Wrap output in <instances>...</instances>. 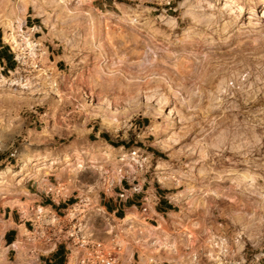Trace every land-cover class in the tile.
Masks as SVG:
<instances>
[{"label": "rangeland", "instance_id": "rangeland-1", "mask_svg": "<svg viewBox=\"0 0 264 264\" xmlns=\"http://www.w3.org/2000/svg\"><path fill=\"white\" fill-rule=\"evenodd\" d=\"M118 1L126 4L98 9L94 0H0V35L8 41V25L29 13L24 30L46 50L37 85L17 87L7 71L0 75V210L15 202L26 171L47 158L46 174L54 170L61 181L73 174L68 163L109 148L104 173L94 170L108 189L107 181L119 178L115 163L123 157L131 166L129 148H146L144 140L159 149H147L159 165L152 177L183 199L162 227L181 254L171 263L189 264L204 252L208 228L232 241L242 235L249 254L264 251V0ZM47 46L55 56L49 58ZM108 134L129 143L112 147L103 139ZM28 159L33 163L24 167ZM89 201L70 207L45 238L75 244L69 235ZM176 220L184 225L174 226ZM3 228L0 264L26 263L25 249L8 257ZM130 231L134 247L128 240L115 264H126L131 250L142 264L136 242L145 230ZM87 240L115 252L104 238ZM32 254L28 264H39Z\"/></svg>", "mask_w": 264, "mask_h": 264}, {"label": "crops", "instance_id": "crops-1", "mask_svg": "<svg viewBox=\"0 0 264 264\" xmlns=\"http://www.w3.org/2000/svg\"><path fill=\"white\" fill-rule=\"evenodd\" d=\"M94 3L98 9L104 6L108 7L109 5L119 7L122 4H126L118 0H94ZM28 15L29 13L24 18L26 24L28 23ZM34 26L37 27L36 24ZM6 41L5 36L0 35V69H13L16 66V61L14 60L13 51ZM47 47L50 52L49 58H51V54L55 56V53L51 52V47ZM103 139L104 142L112 147L125 146L129 143V141L120 143L119 141L122 139H115L109 134L103 137ZM141 142L142 146L147 145V149L153 148L151 151L153 153L156 152L155 150H159L152 143H146L144 140ZM134 143H138V141L135 140ZM79 160L77 159L75 164H67V168L72 167L71 171L73 174H69L68 177H65L61 181L58 180V177L59 179H63L61 178L62 176L57 177V175H54L57 174L54 170L50 171V175L46 174L48 172V165L42 167V169H38L39 166H33L31 170L27 171L25 169L28 174L25 175L23 185L20 187L21 189L16 193L15 202L7 203L0 210V224L4 226L1 242L7 248L9 258L17 257L18 251L21 248L25 249L28 254L27 261L24 264L30 263V259L33 256L32 253L34 252H37L38 255L36 259L41 261L39 264H78L76 263L78 255L83 253L84 250H74L73 246L75 244L69 241L70 238L69 240L61 237L45 238L44 231L51 226L50 228L56 232L58 222L61 218H65L68 215L70 207L80 202L88 201L91 198L93 201H89L87 204L91 205V207L87 215L84 216L82 225L80 226L82 238H104L110 244V247L112 246V248L114 247L118 251V256L122 253L119 250H122V248L128 249V240L131 241L134 247V237L136 236L130 229L131 226H141V219L152 217L156 220L157 224H160V227H166V214L172 216V218H176L175 214L178 213L179 203L174 201V195L164 190L163 186H156V177H148L150 186L156 188L158 194L156 203L151 205L149 212L145 214L141 211L143 193L133 194L127 200H120L118 193L122 184L114 189H107L96 172L98 171L100 174H103L106 165L99 168L90 159L88 161L84 160L83 166L77 169L76 164ZM61 183L67 186V193L64 192V187H60ZM141 184L145 188L148 186L145 179L141 181ZM84 195H86V198L82 199L81 197ZM127 219L128 221L125 223ZM36 220H39V225H37ZM183 225V222L174 221V226L180 227ZM70 228H72L71 225ZM118 231L120 232L117 233ZM16 264H23V261L18 259ZM126 264H137L136 253H133V250L130 251L129 260ZM155 264L176 263L163 260Z\"/></svg>", "mask_w": 264, "mask_h": 264}, {"label": "built area", "instance_id": "built-area-1", "mask_svg": "<svg viewBox=\"0 0 264 264\" xmlns=\"http://www.w3.org/2000/svg\"><path fill=\"white\" fill-rule=\"evenodd\" d=\"M37 32H34V36ZM36 44V49L31 51L26 48L24 50H16L11 42L6 41L10 49L14 53V60L16 61V66L13 69H0V75H3L4 71L9 74L8 78L13 79L12 84L14 86L20 87L22 83L27 82L31 87L37 85L39 81V72L41 75H45L42 67L43 56L46 54V50L43 49L44 44L38 40L32 39ZM1 149V147H0ZM16 152V151H15ZM128 154L131 156L130 162L131 166L127 165L126 160L121 157L119 163V174L120 178H114L113 180L107 181L109 184V189H114L122 184V187L118 193V198L120 200H127L133 194L143 193V202L141 206V211L145 214L149 212L151 205L156 203L157 200V190L150 186L148 182L149 178L156 173L159 165L156 163L152 164L151 158L154 159L151 152L147 148L141 146L133 145L129 148ZM12 156L15 153H11ZM110 173V169H107L105 175ZM153 178V177H152ZM158 178V177H157ZM145 179L148 186L145 188L141 181ZM106 181V180H105ZM158 184L161 186V181L158 178ZM151 188V189H150ZM169 188V187H168ZM164 187V189H168ZM170 189H168V192ZM172 193V192H171ZM174 195V194H173ZM179 198H173L175 202L179 203L178 211H181V202ZM264 200V197L262 198ZM189 200L183 203L185 211L190 209L188 204ZM187 214H193L188 211ZM73 220L78 221L77 218ZM151 223L155 224L156 220L154 218L148 219ZM80 224L75 225V232L70 236L74 238L75 245L79 247L86 248L88 252L82 253L78 257V264H115L117 255L114 251H106L103 247L101 241L93 242L91 240L80 239ZM222 225V224H221ZM208 245L204 252L200 254L192 255L191 263L189 264H200L201 261H206L207 264H264V251L259 253L249 254L246 251L247 242H242V235L234 238L233 241L224 234V232H214L213 229L208 228L206 232ZM194 261V263H192Z\"/></svg>", "mask_w": 264, "mask_h": 264}, {"label": "bare ground", "instance_id": "bare-ground-1", "mask_svg": "<svg viewBox=\"0 0 264 264\" xmlns=\"http://www.w3.org/2000/svg\"><path fill=\"white\" fill-rule=\"evenodd\" d=\"M109 13H112V12H109ZM109 13H108V15H110ZM24 23L25 22H24L23 17H19L16 22L10 23L7 27V39L9 42H12V44L15 45V46L13 45L14 48L15 47L18 48V49L15 48L16 50H24L25 48H30L31 50H33L35 48V43L31 40L30 34L25 32ZM9 80L11 82H13V79L9 78ZM23 84L24 83H22V86H24ZM22 86H20V87H22ZM89 155H90V153H89ZM100 155H101L100 157H93L91 159H92V163L94 165H98L99 168H102L103 163L104 162L106 163L108 161L106 159L110 157L109 148L104 149V151H102L100 153ZM100 158L103 160V162L99 161ZM49 161H50V159L47 158L45 161L43 160L42 162L38 163V166H39L38 169H42V167L49 165L50 164ZM83 161H84L83 159H80L77 162V164H76L77 169L81 168L83 166ZM31 163H33V161L31 159H28L25 162L24 167H27ZM55 163H56L55 161L52 162V164H55ZM114 166H115L114 167L115 173L120 178L118 163H115ZM9 170H10V168H9ZM3 173H4V171H3ZM74 218H76V217H74ZM127 221H128V219L125 220V223ZM46 222H47V220H46ZM140 223H141V226L143 227V229L145 230V236L143 238H141L140 240H138L136 242V245H138L142 249L141 251L143 252L142 257H141L142 264H151V263H156L158 261H163V260L172 261V260H175L176 258H181V254L179 253L177 240L176 239L169 240V237L165 233H163V231H162L163 228L160 227V224H152L149 222L148 219H145V218L141 219ZM81 225L82 224H80V226ZM79 233H80V239H84V238H82L80 230H79ZM181 239H183V238H181ZM183 240L186 241V243H188L190 241V236H188V233L186 234L185 239H183ZM115 252H116L117 258H118V253H117L118 251H116V249H115ZM73 264H75V263H73Z\"/></svg>", "mask_w": 264, "mask_h": 264}, {"label": "trees", "instance_id": "trees-1", "mask_svg": "<svg viewBox=\"0 0 264 264\" xmlns=\"http://www.w3.org/2000/svg\"><path fill=\"white\" fill-rule=\"evenodd\" d=\"M104 137H106V135Z\"/></svg>", "mask_w": 264, "mask_h": 264}]
</instances>
